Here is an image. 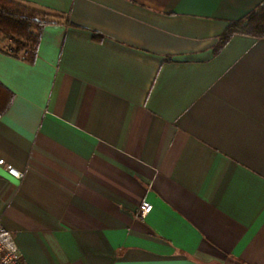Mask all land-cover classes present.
<instances>
[{
    "label": "crops",
    "instance_id": "obj_1",
    "mask_svg": "<svg viewBox=\"0 0 264 264\" xmlns=\"http://www.w3.org/2000/svg\"><path fill=\"white\" fill-rule=\"evenodd\" d=\"M16 1L66 17L34 60L0 50L26 263L264 264V36L218 48L263 0Z\"/></svg>",
    "mask_w": 264,
    "mask_h": 264
},
{
    "label": "trees",
    "instance_id": "obj_2",
    "mask_svg": "<svg viewBox=\"0 0 264 264\" xmlns=\"http://www.w3.org/2000/svg\"><path fill=\"white\" fill-rule=\"evenodd\" d=\"M65 20L66 17L38 9L16 0H0V50L12 56L34 60L44 27ZM264 36V0L243 17L230 22L218 48L233 34ZM13 94L0 81V117L9 108Z\"/></svg>",
    "mask_w": 264,
    "mask_h": 264
},
{
    "label": "built area",
    "instance_id": "obj_3",
    "mask_svg": "<svg viewBox=\"0 0 264 264\" xmlns=\"http://www.w3.org/2000/svg\"><path fill=\"white\" fill-rule=\"evenodd\" d=\"M0 164L5 165L10 174L21 178L24 173L11 164H7L4 159ZM152 204L143 202L141 205L142 214H147L152 210ZM0 264H27L21 255L18 242L10 230L6 229L0 222Z\"/></svg>",
    "mask_w": 264,
    "mask_h": 264
}]
</instances>
